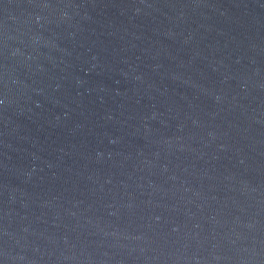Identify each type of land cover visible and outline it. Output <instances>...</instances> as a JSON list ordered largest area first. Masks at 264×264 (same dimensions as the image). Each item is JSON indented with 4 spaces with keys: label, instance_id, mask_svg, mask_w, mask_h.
Instances as JSON below:
<instances>
[{
    "label": "water",
    "instance_id": "water-1",
    "mask_svg": "<svg viewBox=\"0 0 264 264\" xmlns=\"http://www.w3.org/2000/svg\"><path fill=\"white\" fill-rule=\"evenodd\" d=\"M0 264H264V0H0Z\"/></svg>",
    "mask_w": 264,
    "mask_h": 264
}]
</instances>
